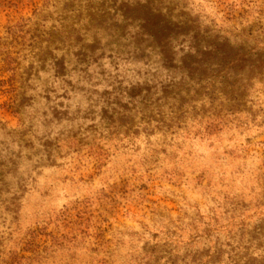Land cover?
Segmentation results:
<instances>
[{
	"label": "rangeland",
	"instance_id": "1",
	"mask_svg": "<svg viewBox=\"0 0 264 264\" xmlns=\"http://www.w3.org/2000/svg\"><path fill=\"white\" fill-rule=\"evenodd\" d=\"M262 41L264 0H0V264H264V71L204 67Z\"/></svg>",
	"mask_w": 264,
	"mask_h": 264
},
{
	"label": "trees",
	"instance_id": "2",
	"mask_svg": "<svg viewBox=\"0 0 264 264\" xmlns=\"http://www.w3.org/2000/svg\"><path fill=\"white\" fill-rule=\"evenodd\" d=\"M241 24V23H240ZM256 28L254 25L250 27V30L248 32V35L251 33L253 34V30ZM257 31V30H256ZM263 42V41H262ZM264 46V42L262 44H257ZM240 50V49H239ZM264 50V49H263ZM241 51V50H240ZM252 53L255 51V48H251ZM207 55H208V60H210L213 63L206 64L204 67L205 68H213V67H221V71L225 75H233L234 77L239 74L238 71H243L245 69L246 71H254L255 69H260L261 71H264V62L261 61L260 59L256 58L255 62L253 64L249 63V59L246 61L244 58H247V55L244 54H237V55H231L230 53L224 51L223 48H220V46H211L207 48ZM242 52V51H241ZM247 52V49H246ZM242 55V57H241Z\"/></svg>",
	"mask_w": 264,
	"mask_h": 264
},
{
	"label": "bare ground",
	"instance_id": "3",
	"mask_svg": "<svg viewBox=\"0 0 264 264\" xmlns=\"http://www.w3.org/2000/svg\"><path fill=\"white\" fill-rule=\"evenodd\" d=\"M75 68H76V67H75ZM85 83H86V82H85ZM145 91H146V90H145ZM35 98H36V97H35ZM36 100H37V99H36ZM41 111H42V110H41ZM28 116H29V115H28ZM106 119H107V118H106ZM106 119H105V120H106ZM47 124H48V123H47ZM38 127H39V126H38Z\"/></svg>",
	"mask_w": 264,
	"mask_h": 264
}]
</instances>
